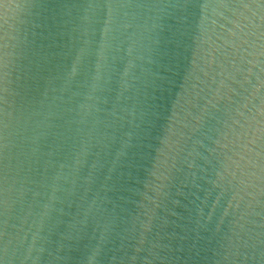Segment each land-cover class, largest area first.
I'll return each mask as SVG.
<instances>
[{"label":"water","instance_id":"95a60500","mask_svg":"<svg viewBox=\"0 0 264 264\" xmlns=\"http://www.w3.org/2000/svg\"><path fill=\"white\" fill-rule=\"evenodd\" d=\"M0 264H264V0H0Z\"/></svg>","mask_w":264,"mask_h":264}]
</instances>
